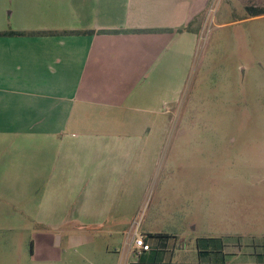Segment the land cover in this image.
I'll return each instance as SVG.
<instances>
[{"label":"crops","instance_id":"obj_1","mask_svg":"<svg viewBox=\"0 0 264 264\" xmlns=\"http://www.w3.org/2000/svg\"><path fill=\"white\" fill-rule=\"evenodd\" d=\"M208 1L0 0V32L94 31L0 37V231L76 228L103 264H219L200 237L153 233L154 221L141 231L151 251L129 237L128 184L151 146L136 131L178 102Z\"/></svg>","mask_w":264,"mask_h":264},{"label":"rangeland","instance_id":"obj_2","mask_svg":"<svg viewBox=\"0 0 264 264\" xmlns=\"http://www.w3.org/2000/svg\"><path fill=\"white\" fill-rule=\"evenodd\" d=\"M197 24L199 45L178 102L146 117L151 126L136 131L151 146L128 184L135 190L132 227L143 225V231L154 221L153 233L200 237L199 245L219 253L210 255L219 264L229 251L236 253L230 264H259V249H264V0H209ZM75 231L69 226L57 232L36 225L25 229L17 222L2 228L0 264H103L97 251L87 253ZM70 233L76 239L70 241ZM116 247L120 253L122 247Z\"/></svg>","mask_w":264,"mask_h":264},{"label":"built area","instance_id":"obj_3","mask_svg":"<svg viewBox=\"0 0 264 264\" xmlns=\"http://www.w3.org/2000/svg\"><path fill=\"white\" fill-rule=\"evenodd\" d=\"M129 237L131 238L132 242L130 245V249L132 252L142 253L149 252L152 250L151 244L147 241L148 235L143 234L140 231L139 225L133 228V231L130 233Z\"/></svg>","mask_w":264,"mask_h":264},{"label":"trees","instance_id":"obj_4","mask_svg":"<svg viewBox=\"0 0 264 264\" xmlns=\"http://www.w3.org/2000/svg\"><path fill=\"white\" fill-rule=\"evenodd\" d=\"M189 28V27H188ZM187 28V29H188ZM186 30V29H185ZM184 30H181V32ZM91 34L94 33V31H86V32H80V31H63V32H18V31H6V32H0L1 36H26V35H42V34H50V35H74V34ZM149 237V236H148Z\"/></svg>","mask_w":264,"mask_h":264}]
</instances>
